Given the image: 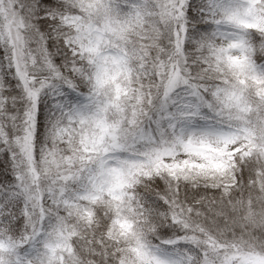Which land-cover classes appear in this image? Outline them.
Segmentation results:
<instances>
[{
	"label": "snow or ice",
	"instance_id": "6c2138e0",
	"mask_svg": "<svg viewBox=\"0 0 264 264\" xmlns=\"http://www.w3.org/2000/svg\"><path fill=\"white\" fill-rule=\"evenodd\" d=\"M0 264H264V0H0Z\"/></svg>",
	"mask_w": 264,
	"mask_h": 264
}]
</instances>
